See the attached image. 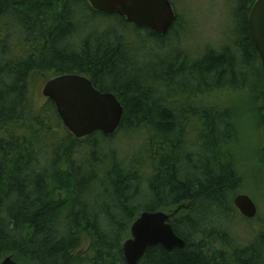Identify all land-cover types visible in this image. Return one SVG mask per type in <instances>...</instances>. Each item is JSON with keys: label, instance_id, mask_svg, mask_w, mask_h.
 Returning a JSON list of instances; mask_svg holds the SVG:
<instances>
[{"label": "trees", "instance_id": "16d2710c", "mask_svg": "<svg viewBox=\"0 0 264 264\" xmlns=\"http://www.w3.org/2000/svg\"><path fill=\"white\" fill-rule=\"evenodd\" d=\"M254 1L238 0L233 18L235 26L240 25L241 29L238 36L232 34L235 37L232 47L208 48L195 61L183 60L177 50H171L161 62L169 69L158 75L156 64L141 68L137 56H132L116 33H111L115 42L100 43L90 53L84 50L88 41L81 40L82 53L75 52L73 57L64 55L65 51L75 49L71 40L76 37L75 29L83 10L94 16L114 18L120 26L127 24L124 18L95 12L86 0H0V25L7 33L0 37V97L5 95V99L0 98V110L10 105L15 113L11 118L0 113V126L6 119L14 121L17 128L22 127L18 124L22 121L40 127L45 121V128L46 124L50 126V130H45L48 138L55 139L43 167L36 155L25 156L23 137H13L14 145L0 140V261L12 256L18 264H124L121 246L129 237L130 224L140 213L139 206L130 203L136 197L131 195L135 180L128 179L132 175L129 169L110 160V155L102 151L107 149L104 141H110L117 133L145 126L152 135L147 146L158 148L160 157L159 171L142 191L149 201L144 210L171 212L187 201L191 203L192 220L200 228H191L192 220L172 224L185 241V248L166 252L158 246L150 247L139 264H217L206 259L202 250V230L209 229L206 218L211 220L213 215H202L198 210L228 208L226 195L215 193H233L240 187V177H236L231 167L220 164L225 155L231 154L224 146L231 133L223 134L221 130H231L229 121L236 114L231 106L235 105L223 106L216 94L246 90L256 103L258 114L264 113V107L257 105L258 100L264 102L260 92H264V75L247 25ZM175 16L165 36L130 25L147 33L142 45L147 40L159 41L157 47L161 44L160 49L163 46L165 49L168 47L165 42L178 18L181 19ZM12 46L20 49L15 59L9 54ZM60 47L61 64L73 63L70 68L47 64L46 54ZM75 73L88 76L96 89L113 93L121 103L122 120L112 136L95 132L76 140L63 127L50 101L42 109L44 119L27 117V101L29 114L34 115L30 89L38 78L48 81L58 75ZM173 95L185 98L174 101ZM209 96L217 99L196 100ZM53 114L62 127L53 126ZM186 126L197 137L192 145H200L201 154H205V158L201 154L196 157L197 162L191 160V155L183 154L186 150L194 156L192 146L182 142V135H187ZM261 126L264 127V119ZM57 127L63 131L60 136L52 134ZM36 135L34 131L31 138ZM177 166L182 169L178 175L177 171L173 172ZM112 176L117 179L112 181ZM98 195L110 196L101 200ZM215 215L217 226L227 231L230 225L227 217L224 213ZM236 243L241 242L237 239ZM254 245L257 251L249 249L253 251L252 263L264 264V234ZM242 250H236L238 263L244 256Z\"/></svg>", "mask_w": 264, "mask_h": 264}, {"label": "rangeland", "instance_id": "374dc122", "mask_svg": "<svg viewBox=\"0 0 264 264\" xmlns=\"http://www.w3.org/2000/svg\"><path fill=\"white\" fill-rule=\"evenodd\" d=\"M168 1L172 5L174 13L181 19L178 18L179 22L173 27L171 32L172 35L169 37L170 39L168 38L167 42L164 44L168 45L165 49V46L160 49L161 44L157 47L156 42L159 41L152 42L147 40V44L145 46L142 45L145 38L144 34H147L145 31H136L130 24H123L120 26L114 18L94 16L90 11L83 10L82 18L78 20L75 29L76 37H73L71 40L75 49L74 51H65L64 55L66 57H73L75 52L76 54L82 53L83 50H80L81 40L82 42L88 41L87 48L84 50L90 53L94 51L100 43H104L105 45L108 42H115L116 39L112 38L111 33H116V37H120L122 43L130 49L132 56H137L135 59L141 68H147L149 67V64H156L157 74L159 75L169 69L168 65L165 66L164 64H161V62L167 55H169L171 50H177V52L184 57L183 60L195 61L200 59L208 48L220 50L225 45L232 47L235 41V37L232 34L238 36V31L241 29L240 25L235 26V19L233 18L237 7L239 6L238 0ZM9 29L12 30L11 28ZM4 35L6 36L7 33L1 29L0 25V37H3ZM11 37L13 38V36ZM61 48L62 47L55 48V50H51L46 54L47 64L55 63V67L59 69L70 68L73 63L61 64V56L63 54L61 53ZM9 54L14 58L20 54V49L12 46ZM163 68L165 69L164 71ZM45 82L46 79L38 78L30 89L33 100L31 112L34 115L29 114V105L27 101L25 103L27 104V117L39 116L41 119H44V112L42 109L45 107L47 100L41 95V90ZM27 91L29 92V87ZM260 92L262 96H264V92L262 90ZM216 96H219L218 102L227 108L234 103L235 106H231V108L234 109V112L236 113L229 121L232 126L231 130L229 132L221 130V133L223 134L231 133L230 136L225 139L224 146L227 149H230L232 153V155H225V159H222L221 162L226 165H231L232 171L235 172L236 177H240V187L233 191L234 195L226 194V197L229 200V202H226V205L228 206V209H233L235 208L233 205L234 197L237 195H246L253 201L257 208V213L255 215L256 218L252 221H243L238 213V217L236 218H234V214L231 212H229V216L228 214H224V217H227V220H229V231L231 229L232 233L227 234L222 243L224 245H230L232 242L230 237L232 235L234 240H236L234 237L236 236L240 242L249 245L253 243L252 241L255 237L264 234V127L261 126L264 119V113H261L260 115L259 112L258 114L256 103L250 96V93L248 94V91L246 90L233 91L231 94H229L228 91L226 94H216ZM0 98L5 99V95H2ZM26 98L28 99V95H26ZM173 98L174 101H182L185 97L173 95ZM215 99L217 98L214 96L196 98V100L202 102H213ZM257 105H261V108L264 107L262 99L258 100ZM0 113H2L5 118H11L15 114L10 105H7L4 110H0ZM51 120L53 126H61L58 124V119L54 114L53 118L51 117ZM18 124L22 127L17 128L15 127L14 121L6 119L0 126V136L4 137L10 135L12 137L29 139L34 131H37V136L41 131H43L41 132L42 136H46L48 134L45 130H50V126L47 124L45 128V121L43 123L44 126L41 127L33 122L26 123L25 121H22ZM197 125H199V123H197ZM61 127H57L58 129L52 131V134L60 136L63 133V131L60 130ZM186 132L187 135L190 133V136L183 134V138L181 137L182 142L188 143L192 146L194 156H192L191 152H185L186 150H184L183 154L191 155V160L197 162V158H199L201 154V147L200 145H192L195 143L194 141H196L197 137L192 133L191 127L188 128L186 126ZM151 137L150 129H146L145 126H139L129 131L123 130L122 132L117 133L110 141H104L105 139L102 137L99 138L104 141V145L107 147V149L102 152L105 155H110V160L117 161L127 170H131L129 167L130 165H133L137 161L142 162L144 160L145 164L140 166H145V169L148 170V160L144 159V157L145 155L148 156V154L153 151L151 146H147L152 140ZM1 139L3 138L0 137V140ZM11 144L14 145V142ZM54 144L55 139L50 140L51 148ZM221 148L223 147L221 146ZM100 155L102 154L100 153ZM201 156L205 158L204 153H202ZM111 165L112 163L109 164V166ZM175 171H177V175L178 172L182 173V169L179 168V166H177V168L175 167L173 172ZM151 172L145 175H149ZM127 177L131 181L135 180V177L132 175H128ZM116 179L117 176L111 177L112 181H115ZM143 183V180H140L136 185L138 188L141 186L144 188L145 185ZM130 186H134V183L130 184ZM98 196L101 200H107L106 197L110 195ZM145 197V195H136L134 200H131L130 203L139 206L138 211L141 212L149 203ZM190 206L191 203L186 201L173 211L180 210V213H184L181 208H187ZM198 212L202 215H206L210 213V209H201L198 210ZM214 218L217 219L216 215H213L211 219ZM195 221L196 220H193V224L191 223L192 225L190 224V226L193 229H199L200 225L195 223ZM237 245L238 244L235 243V246L233 247L237 249Z\"/></svg>", "mask_w": 264, "mask_h": 264}, {"label": "water", "instance_id": "95a60500", "mask_svg": "<svg viewBox=\"0 0 264 264\" xmlns=\"http://www.w3.org/2000/svg\"><path fill=\"white\" fill-rule=\"evenodd\" d=\"M90 8L105 15H117L137 28H147L157 36H164L175 21V13L168 0H86ZM247 25L253 45L259 55L264 74V0H255L250 8ZM41 95L50 101L63 125L75 139L100 132L111 136L118 129L123 108L111 92H100L91 80L79 74H62L46 81ZM233 205L240 214L252 219L257 213L253 201L246 195H237ZM178 210L171 214L143 210L129 226V238L121 246L124 264H139L150 247H161L166 252L183 249L169 223ZM0 264H18L12 256Z\"/></svg>", "mask_w": 264, "mask_h": 264}, {"label": "flooded vegetation", "instance_id": "af4514ba", "mask_svg": "<svg viewBox=\"0 0 264 264\" xmlns=\"http://www.w3.org/2000/svg\"><path fill=\"white\" fill-rule=\"evenodd\" d=\"M85 77L88 78L89 80H91L88 76L85 75ZM104 137H110V136H104ZM85 138H87V137H85ZM82 139H84V138H82ZM3 140L4 141L6 140L7 142L12 143L14 138L13 137H9L6 139L3 138ZM49 140L50 139L48 138V136L47 135L42 136L41 132L38 134V136L36 135L35 138H31V137L29 139L23 138V142L25 143V148L27 149V153L25 154V156L30 157V155H36V159L40 161V164L42 165V167L46 166V164H47L46 163L47 152L49 150L48 148H51ZM76 140H81V139H76ZM32 145L34 146L33 150H32ZM227 151H230V149H227ZM159 154H160L159 150L155 148V149H153L152 154H151L152 159H150V157H149L150 154H148V156L145 155L144 159H147L148 164H149L148 170L145 169V166H142V167L140 166V165L145 164L144 160L142 162L137 161L136 163H134L133 165L130 166V168H131L130 173L132 175H134V177H135V189H132L131 195H142V191L148 187V183H147L148 180H150L151 178H154L156 176V173L159 171V168H158V160L160 157ZM229 155H232V153ZM220 164H222V162H220ZM149 172H151V174L145 175ZM140 180H143V182H144L143 184L145 185L144 188H142V186L138 188V186L136 185V183L139 182ZM157 191H158V193H160V188H157ZM215 194L216 195H226V194L234 195L233 193H225V194L215 193ZM199 195H203V194H199ZM181 210L184 213H180V210H179L173 217L170 218L169 223L171 226H172V224L177 225V222L182 221V220H184V224L187 223V221L192 220V208H191V206L187 207V208L183 207V208H181ZM171 212H173V211H171ZM171 212H166V213L171 214ZM223 212H225L224 214H228L229 212L233 213L234 218L238 217L237 216V213H238L240 215V218H242L243 221H252L256 218V216L252 219L244 218L240 214L239 210L236 208H233V209H221V208L210 209V214H212V215H215L217 213H223ZM228 216H229V214H228ZM204 220H205V218H204ZM206 220H207V223H206V221H205V223L210 226L207 231L202 230V231H204L203 232V234H204L203 235V238H204L203 239V243H204L203 245L204 246H203L202 250H203V254H204L206 259H213L217 264H225V261H227V264H241V263L242 264H253L252 260L254 257H250L253 254V251H251L249 249L253 248L254 250L257 251V245L255 246L254 243L256 242V239L260 235L255 237V239L252 241L253 242L252 244L248 245V244H245L242 242L238 243V245H237L238 251L244 249L243 259L240 263H238V257L236 255L237 249H235L234 247H231L229 245H224L222 243V242H224L226 235L229 233H232L231 229L229 231L230 225H227V231H225L222 229L221 225L217 226L216 223L218 220L216 218L211 219V220L206 218ZM210 222H213V223L209 224ZM191 223L193 224V220L190 222V224ZM172 228H173V226H172ZM173 230H174V228H173ZM221 230L225 231V232H222ZM174 232H175V230H174ZM222 233H224V234H222ZM176 235L179 238H181V236H179L177 233H176ZM232 237L233 236L231 235V237H230V239L232 240L231 244L233 246H235L236 240L238 238L236 236H234L236 238V240H234ZM185 246H186V243H185ZM175 249H178V248H175ZM178 250H182V249H178Z\"/></svg>", "mask_w": 264, "mask_h": 264}, {"label": "bare ground", "instance_id": "6f19581e", "mask_svg": "<svg viewBox=\"0 0 264 264\" xmlns=\"http://www.w3.org/2000/svg\"><path fill=\"white\" fill-rule=\"evenodd\" d=\"M108 16H114V15H108ZM115 16H117V15H115ZM119 17V16H118ZM122 18V17H121ZM127 24H129V23H127ZM262 70V69H261ZM263 73V72H262ZM264 75V74H263ZM20 127V126H19ZM186 146V145H185ZM186 148V147H185ZM192 148V147H191ZM189 150H190V148H189ZM152 152V151H151ZM222 165H226L225 163H222ZM227 166H229V167H231V165H227ZM223 209H228V208H223ZM229 214V213H228ZM261 236V235H260ZM231 246V245H230ZM3 259V258H2ZM1 259V260H2Z\"/></svg>", "mask_w": 264, "mask_h": 264}]
</instances>
